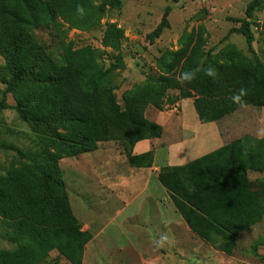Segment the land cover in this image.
Wrapping results in <instances>:
<instances>
[{"label":"trees","instance_id":"1","mask_svg":"<svg viewBox=\"0 0 264 264\" xmlns=\"http://www.w3.org/2000/svg\"><path fill=\"white\" fill-rule=\"evenodd\" d=\"M95 1L0 0V54L17 75L14 107L32 124L38 141L33 155L0 142V149L14 150L20 157L33 160L31 165L12 167L0 176L1 223L12 231L15 240L13 247L0 249V264H39L51 250L70 264L82 263L91 235L81 230L72 211L59 166L61 158L94 151L98 142H133L160 136L161 126L145 115L149 105L170 109L177 100L194 97L198 119L206 123L213 120L216 110L235 105L232 96L241 88L246 93L243 100L251 105L264 102V75L257 70L263 64L255 56L247 59L229 48L216 61L202 50L200 34H183L179 49L167 50L157 59L158 67L169 74L125 92L121 109L115 101V84L92 46L74 47L72 41L63 42L61 60L55 61L41 53L29 32L33 26L61 28L65 23L89 30L99 25L107 6L120 4L119 0ZM261 3L248 2L246 18ZM169 11L170 6H166L158 24L147 34L149 42L169 27ZM122 38L123 29L114 23L105 24L103 46L116 50ZM246 40L250 43L248 31ZM210 67L215 69V79L206 74ZM187 71L195 78L179 83L181 73ZM168 89L174 92L169 94ZM248 171L264 172V139H260L257 152H243L241 140L234 139L186 164L163 166L157 177L197 237L208 241L222 235L233 241L264 212L261 196L248 190ZM229 246L220 242L215 248L230 255Z\"/></svg>","mask_w":264,"mask_h":264},{"label":"rangeland","instance_id":"2","mask_svg":"<svg viewBox=\"0 0 264 264\" xmlns=\"http://www.w3.org/2000/svg\"><path fill=\"white\" fill-rule=\"evenodd\" d=\"M119 1V6H107L103 10L99 25L92 29L68 27L65 23L61 28L54 25L33 26L29 32L38 43L41 53L55 61L61 60L63 42L72 41L74 47L92 46L96 50L99 64L104 70L109 71L115 84V101L121 109L124 108L125 92L147 83L157 82L160 76L169 74L158 67L157 59L167 50L179 49V39L183 34H200L204 39L202 50L216 61L221 58V53L229 48L238 51L247 59H253L255 56L263 64L258 66V73L264 75V0L259 7L252 10L250 18H246L245 9L251 0ZM166 6H170L167 16L169 27L163 29L159 37L149 42L146 36L158 24ZM59 21L61 22V19ZM106 23H114L123 29V38L116 50L102 45L101 39ZM247 31L251 34L250 43L246 40ZM117 63V67H111ZM16 79L17 75L8 64L7 58L0 54V142L11 143L33 155L38 141L32 124L23 120L14 107L16 101L13 90L17 85ZM10 84L13 85L11 89ZM167 92L171 94L174 91L168 89ZM189 98L194 100V97ZM182 99L177 100L172 107ZM244 102V107L236 103L226 110H216L213 119L229 142L239 138L243 152H257L260 141L257 133L259 129H264V102L258 106L251 105L245 100ZM157 111L159 109L149 105L145 109V115L149 119ZM54 127L61 131L58 126ZM100 143L98 142L94 150L98 151V154H92L94 151H91L65 156L59 160L68 198L73 196V200L77 199L76 186L80 185L78 180H81L78 177L89 174L86 166L88 161L93 164L104 157ZM32 162L30 158L20 157L14 150L0 149V176L12 167L31 165ZM247 177L248 190L261 196L264 208V172L248 171ZM200 242H203L207 250L222 254L218 258L215 256L218 264H264V212L256 224L239 232L233 241L222 235H214L208 241L200 238ZM220 242L230 245V255L215 248ZM14 244L12 231L1 223L0 218V249L11 248ZM56 263L70 264L56 250H51L39 261V264Z\"/></svg>","mask_w":264,"mask_h":264},{"label":"crops","instance_id":"3","mask_svg":"<svg viewBox=\"0 0 264 264\" xmlns=\"http://www.w3.org/2000/svg\"><path fill=\"white\" fill-rule=\"evenodd\" d=\"M149 119L161 126L160 136L101 142L105 155L88 161L89 174L78 177L76 200L70 191L81 230L91 235L81 264H218L222 254L207 250L190 230L157 174L229 141L214 119L200 122L190 98ZM161 236L167 242L157 247Z\"/></svg>","mask_w":264,"mask_h":264},{"label":"clouds","instance_id":"4","mask_svg":"<svg viewBox=\"0 0 264 264\" xmlns=\"http://www.w3.org/2000/svg\"><path fill=\"white\" fill-rule=\"evenodd\" d=\"M78 12H80L81 14H83V9L82 8H78L77 9ZM206 74L210 77H212L213 79L216 78V72L215 69L213 68H209L206 70ZM195 78V74L191 71H187V72H183L181 73L178 82L181 84H184L185 82H191L193 79ZM245 89L241 88L237 94H234L232 96V100L234 103H237L240 105V107H244V100L243 97L245 96ZM257 138L258 139H264V129H259L258 133H257ZM167 242V237L166 236H161L159 238V240L156 241L157 247L164 245Z\"/></svg>","mask_w":264,"mask_h":264}]
</instances>
